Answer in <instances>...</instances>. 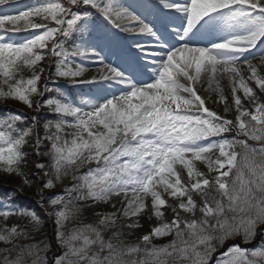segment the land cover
Listing matches in <instances>:
<instances>
[{
    "label": "snow or ice",
    "instance_id": "snow-or-ice-1",
    "mask_svg": "<svg viewBox=\"0 0 264 264\" xmlns=\"http://www.w3.org/2000/svg\"><path fill=\"white\" fill-rule=\"evenodd\" d=\"M0 6L15 13L0 11V99L37 113L48 109L29 118L0 107V171L31 185L20 167L31 144L37 203L47 200L63 249L46 257L50 242L21 243L42 220L7 198L0 200V264H264V103L248 83L264 92V75L250 59L264 61V0H0ZM45 59L55 67L47 75L39 67ZM87 66L97 74L81 79ZM202 74L209 87L217 74L228 77L234 120L206 106L195 87ZM215 91L213 102L229 112L218 82ZM113 197L122 209L97 212L93 223L80 220L84 209ZM168 208L172 217L165 220ZM145 212L158 223L135 242L124 239L131 232L123 229L139 228ZM10 216L28 223L8 226ZM74 220L80 222L65 231ZM168 236V243H152Z\"/></svg>",
    "mask_w": 264,
    "mask_h": 264
},
{
    "label": "rangeland",
    "instance_id": "rangeland-1",
    "mask_svg": "<svg viewBox=\"0 0 264 264\" xmlns=\"http://www.w3.org/2000/svg\"><path fill=\"white\" fill-rule=\"evenodd\" d=\"M125 2L128 4H135L136 2H139L138 0H125ZM20 10H24L22 7ZM0 11H5V12H10V14H15L12 11H7V8L0 10ZM44 23H48V22H44ZM252 59V58H250ZM251 63L255 66H257V69L260 68L261 66H263L264 61H262V58L256 59V60H252ZM238 67H240L241 69V74L245 77V79L247 80V77L249 75V72L247 70V67L244 66L243 64L238 65ZM22 74L25 78H28L31 75L30 70L28 69H23L22 70ZM97 74V69L95 66H91L90 70L87 71L86 75L84 77H81V79H91L94 75ZM217 82L219 84V87L223 88L226 90V94L228 95V103L229 105H231L232 111L234 112L235 116H236V111H235V107L234 105H232V97H231V92H230V88H231V84L229 82V79L227 76H221L219 74H217L216 77V81H213L211 83V87H209V81H208V76L207 74H202L201 77V82L197 83L195 86L199 89H202V86H204V90L199 94L204 96L205 95V100L207 102V107H209L210 109H212L213 111H216L219 115L222 116H226L227 119L231 120L230 117V112L225 113L224 108L225 105L223 103H214L213 101H216L218 99V93L215 91V88L217 86ZM250 87L253 88V90H259V88L255 85L254 81H248ZM264 94V92H262ZM239 95L242 97V103L244 104L245 107H247L250 111L253 110L252 106L248 103L247 100L243 99V92L241 91L239 93ZM257 95V94H256ZM215 96V98H213ZM209 97H211V99H209ZM258 97V96H257ZM38 97H33V99H36ZM79 99V98H78ZM12 100V99H10ZM8 99L3 100L0 99V102H7ZM14 101L16 104L15 106V110H19L23 113H27V112H32L33 109H29L26 105H24L21 102ZM259 102L264 103V99H260L259 98ZM50 119H55V117H51ZM250 145H254V144H250ZM35 165V164H34ZM21 169L23 168V163L21 164ZM32 170L34 172V167H32ZM177 170H179V165H177ZM33 172H32V177L30 178L31 181V185L24 183V177L16 175V174H7L4 173L2 171H0V184L3 186H8L10 188H14L15 190H18L20 192H24L27 195L31 196L33 199H38L39 200V196L37 195V181L36 178L33 176ZM27 173V172H26ZM66 184H70V183H66ZM52 191H60V187L58 186L56 189L53 190H48L45 189L44 192L42 193L43 195L47 196L49 195ZM118 197H113L112 201L109 203H101L98 205H94L90 208H86L82 211L81 216H88L91 220H97L98 217L95 215V213L97 212H112V211H116V209H122V205L119 202ZM171 201V200H169ZM148 204L150 207V199H148ZM172 203V201H171ZM113 204H115V208L113 207ZM44 210L47 208L48 212H51V209L48 207V202L47 200L44 201V206H43ZM46 220H48V222L50 224H54V217L46 214ZM149 212H145L143 213L140 217H139V222L141 221V219L146 221L147 230H143L141 232L138 233L137 236H132V237H124V239H126L127 241L130 242H135L138 240L139 237H141L144 234H147L148 232H150L151 227L154 226L155 224L158 223V221L156 220L155 217H152V219H149ZM172 217V212L171 209L168 208L165 210V220H170ZM42 220V226L36 230V231H30V238L27 240H24L23 243L24 244H39L40 248L44 247L45 243H48L46 239V231L44 229V220ZM121 220H127V219H121ZM3 221V218H0V222ZM80 222V220H78ZM128 222H131L130 220H127ZM8 226H11L12 224H19L21 226L26 225L28 222L27 220H21L20 217L14 216V217H9L7 220ZM85 223V222H83ZM75 224H78L76 221H70L66 224L65 226V231H67V229L72 228ZM137 233V232H136ZM172 239L171 236L168 237H161V238H154L152 240L153 244H165L168 243L170 240ZM0 247H3V245H0ZM54 253H57L55 250H52ZM41 255H46L45 252H42ZM53 256V253L51 255V257Z\"/></svg>",
    "mask_w": 264,
    "mask_h": 264
}]
</instances>
